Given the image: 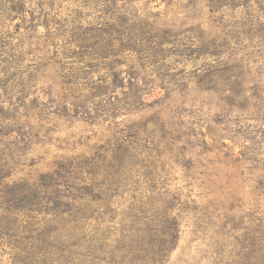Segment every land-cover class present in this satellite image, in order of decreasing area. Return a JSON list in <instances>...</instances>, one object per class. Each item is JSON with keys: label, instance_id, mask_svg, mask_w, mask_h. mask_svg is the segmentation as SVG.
I'll use <instances>...</instances> for the list:
<instances>
[{"label": "rangeland", "instance_id": "obj_1", "mask_svg": "<svg viewBox=\"0 0 264 264\" xmlns=\"http://www.w3.org/2000/svg\"><path fill=\"white\" fill-rule=\"evenodd\" d=\"M26 1L0 0V19L9 17L0 29V202L43 190L52 175L65 202L97 207L85 189L104 188L114 133L153 122L159 111L183 150L163 153L150 123L138 177L189 196L197 217L216 210L220 225L224 214L226 222L245 217L242 226L252 213L260 218L264 0H44L42 12L32 5L30 15H7ZM31 17L40 25L28 30ZM253 150L260 170L250 177ZM82 159L90 169H59ZM35 209L17 212L22 225L28 213L36 227L51 221ZM182 226L170 263H226L195 232L193 216ZM0 264H21L12 246L0 245Z\"/></svg>", "mask_w": 264, "mask_h": 264}, {"label": "trees", "instance_id": "obj_2", "mask_svg": "<svg viewBox=\"0 0 264 264\" xmlns=\"http://www.w3.org/2000/svg\"><path fill=\"white\" fill-rule=\"evenodd\" d=\"M26 2L28 8L16 4L9 8L7 15H30L33 12L30 6L34 5L40 12L47 6L44 0ZM1 14L5 16L0 19V29H3L1 21L9 17L4 12ZM36 19L31 17L26 22L28 30L40 25ZM44 25L48 27L46 23ZM126 100H130L126 105H133L130 93ZM155 117L153 122L145 121L132 125L127 132L114 133L117 147L106 165L104 188L97 193L85 189L89 200L99 204L97 207H83L76 204V200L65 202L66 196L58 191L60 185L52 180V175H49L48 183L44 182L43 190L39 188L22 197L1 198L0 245L12 246L21 264H173L170 263L171 253L181 240L183 220L193 216L194 226L197 222L195 232L212 246L213 254H226L225 264L229 257L236 258L231 264H264V213L260 218L254 216L255 213L246 216L249 219L247 226L241 225L245 217L236 220L232 215L226 222L229 215L224 214L226 225L225 222L220 225L216 210L206 207L197 217V207H189V196L183 199L170 192L167 184L158 178L144 180L138 177L136 168H142L140 157L146 149L148 136L145 134L150 123L153 127L148 135L162 133L158 145H163V153L174 154L175 151L178 156L183 150V146L177 147L179 141L176 138L168 139L169 133L165 131L168 123L159 111ZM247 161L249 164L245 169L250 177H254L260 170L254 150ZM91 165L82 159L73 167L59 165V169L65 170L67 175H77V172L90 169ZM261 170L263 173L257 174L256 179L264 181V167ZM57 174L66 181L64 175ZM260 184L264 187V183ZM190 185L191 182L186 184L187 187ZM34 208L50 215L51 221L43 227L33 225L29 213ZM24 209L29 213L22 225L24 218L18 213ZM239 230L242 233L237 236ZM231 237L234 242L225 244Z\"/></svg>", "mask_w": 264, "mask_h": 264}]
</instances>
